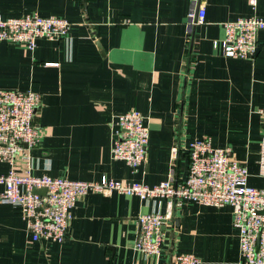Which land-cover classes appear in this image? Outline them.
<instances>
[{
	"label": "crops",
	"instance_id": "0c3cea01",
	"mask_svg": "<svg viewBox=\"0 0 264 264\" xmlns=\"http://www.w3.org/2000/svg\"><path fill=\"white\" fill-rule=\"evenodd\" d=\"M194 6L206 8L204 23H190ZM29 13L72 23L66 36L40 38L34 50L0 42V89L42 94L34 174L155 185L172 173L180 184L189 144L206 137L231 148L248 166L249 183L264 187V29L254 59L228 57L214 46L225 35L223 22L264 19V0L255 8L249 0H0L4 19ZM134 109L150 129L148 158L135 171L112 157L110 128L114 115ZM8 169L0 163V173ZM167 209L164 197L91 192L76 202L68 238L57 242L34 241L24 209L3 203L0 264H163L178 252L202 264H244L231 205L175 204L161 257L137 250L138 217Z\"/></svg>",
	"mask_w": 264,
	"mask_h": 264
},
{
	"label": "built area",
	"instance_id": "2783aa9c",
	"mask_svg": "<svg viewBox=\"0 0 264 264\" xmlns=\"http://www.w3.org/2000/svg\"><path fill=\"white\" fill-rule=\"evenodd\" d=\"M249 3L255 8L258 0H249ZM205 17L204 6H194L188 14L192 25L204 23ZM71 25L68 19L57 15L29 13L6 19L0 16V42H17L34 50L40 38H63ZM223 27L225 35L214 41L215 47H220L228 57L256 58L258 34L264 29L263 18L242 17L223 22ZM41 101L42 94L32 89H0V163L9 164L8 171L0 173V204L10 203L24 209V220L34 241L64 242L70 234L73 208L80 198L91 192L116 191L142 199H167L166 213L158 210L138 217L140 233L136 249L139 251L161 257L174 205L193 201L213 206L231 205L244 264H264V187L249 183L248 166L232 156L231 148L216 147L206 137L191 142L189 171L180 184L174 182L172 173L155 185L123 182L106 175L97 180L36 175L32 150L42 135L41 126L35 122ZM259 112L264 116V106ZM110 128L112 157L137 170L148 158L150 129L146 116L136 109L116 114ZM178 151L177 145L172 148L174 157ZM259 174L264 176V133ZM38 188L47 191L35 193ZM163 264H202V259L193 253L178 252L166 257Z\"/></svg>",
	"mask_w": 264,
	"mask_h": 264
},
{
	"label": "water",
	"instance_id": "95a60500",
	"mask_svg": "<svg viewBox=\"0 0 264 264\" xmlns=\"http://www.w3.org/2000/svg\"><path fill=\"white\" fill-rule=\"evenodd\" d=\"M46 191H47L46 188H38L34 190L35 193H40V194H45Z\"/></svg>",
	"mask_w": 264,
	"mask_h": 264
}]
</instances>
